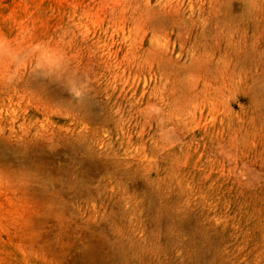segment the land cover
Here are the masks:
<instances>
[{
	"label": "rangeland",
	"instance_id": "1",
	"mask_svg": "<svg viewBox=\"0 0 264 264\" xmlns=\"http://www.w3.org/2000/svg\"><path fill=\"white\" fill-rule=\"evenodd\" d=\"M0 264H264V0H0Z\"/></svg>",
	"mask_w": 264,
	"mask_h": 264
}]
</instances>
